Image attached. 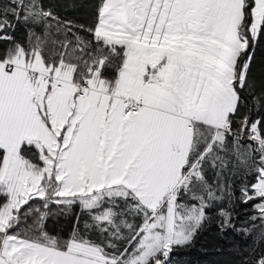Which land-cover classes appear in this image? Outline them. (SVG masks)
<instances>
[{
	"label": "snow or ice",
	"instance_id": "6c2138e0",
	"mask_svg": "<svg viewBox=\"0 0 264 264\" xmlns=\"http://www.w3.org/2000/svg\"><path fill=\"white\" fill-rule=\"evenodd\" d=\"M257 47L264 0H98L91 25L0 0V264H174L236 204L264 264ZM76 204L97 241L47 231Z\"/></svg>",
	"mask_w": 264,
	"mask_h": 264
},
{
	"label": "trees",
	"instance_id": "16d2710c",
	"mask_svg": "<svg viewBox=\"0 0 264 264\" xmlns=\"http://www.w3.org/2000/svg\"><path fill=\"white\" fill-rule=\"evenodd\" d=\"M97 2L98 0H43L45 7L51 8L60 18L86 25H91L94 21ZM29 29V25L21 23L16 27L15 38L26 42ZM53 39L62 40L63 36L51 37L49 48L52 47L51 40ZM254 63L255 74L259 78L264 71V47H257ZM209 175L212 176L211 171ZM232 207L234 208L235 229L222 231L217 222V212L213 210L210 213L212 220L205 224L193 243L188 247L176 250V254L173 256L174 264H248L250 253L257 245L252 237H245L237 229L248 225L250 217L255 214L254 209L239 204ZM50 213L45 227L51 235L66 239L76 227L77 217H79L81 234L93 241L99 239L96 231L84 228V223L86 221L91 223V218L86 211H81L79 204L73 205L69 210H64L62 205H51ZM134 223H141V218H135Z\"/></svg>",
	"mask_w": 264,
	"mask_h": 264
}]
</instances>
